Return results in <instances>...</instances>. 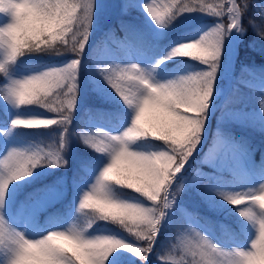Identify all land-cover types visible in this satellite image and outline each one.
<instances>
[{"label": "snow or ice", "instance_id": "snow-or-ice-1", "mask_svg": "<svg viewBox=\"0 0 264 264\" xmlns=\"http://www.w3.org/2000/svg\"><path fill=\"white\" fill-rule=\"evenodd\" d=\"M131 6H134V0H128L125 11ZM249 6L247 0L243 3L239 0H144L145 13L158 27L166 26L185 12L198 10L217 17V23L199 38L179 43L157 61L159 64L183 56L198 60L206 68L158 81L135 63L97 65L124 104L134 109L135 124L132 117L130 124L118 134L101 129L94 134L83 130L79 133L83 143L110 157V162L80 199L81 223L73 222L67 229H53L37 239H29L0 213V248L9 253L5 264H105L109 255L119 248L132 252L141 261L148 260L156 246L161 221L185 188L184 183L179 182L187 171L185 165L203 138L206 109L220 66L224 38L232 32L243 34L246 31L243 20ZM94 7L95 0H0V12L11 15V21L0 26V48L5 51L4 59L0 60V74L6 75V65L28 52H71L74 55L66 65L0 85V95L12 100L17 107L37 104L54 113L50 118L15 117L11 121L12 128L62 126L52 143L37 144L30 149L12 148L0 158V208L5 207L12 182L30 176L33 169L42 164L59 167L67 163L63 153L77 103L78 70L91 35ZM255 20L254 14L249 16L248 25L264 39V24L256 25ZM121 28L126 37L134 36L131 26L123 21ZM179 46H193L190 50L198 55L174 54ZM202 77L210 86V92L205 93L206 107L201 103L197 83ZM245 82L242 77L241 83ZM259 108L264 113V94L260 97ZM41 121L49 123H33ZM131 127L144 134L127 135L126 130ZM148 137L162 141L158 151L144 152L130 147L137 140ZM215 162L214 145L203 163L214 167ZM203 181L207 183L202 195L209 200L210 206H215L211 174L197 169L190 182L200 185ZM49 191L43 189L33 193L22 207L38 211L47 203ZM217 195L233 206H240L239 214L252 222L256 234L250 246L247 249L220 248L193 227L197 218L182 210L186 219L176 229L175 242L159 256L163 264H264V183L255 190L217 192ZM94 202L107 205L111 215L100 218L96 209L90 206ZM96 220L114 224L132 239L129 241L116 235L86 236L85 231ZM220 227L229 231L225 224ZM102 244L105 246L100 250ZM116 261L117 256H113L109 264H116Z\"/></svg>", "mask_w": 264, "mask_h": 264}, {"label": "trees", "instance_id": "trees-1", "mask_svg": "<svg viewBox=\"0 0 264 264\" xmlns=\"http://www.w3.org/2000/svg\"><path fill=\"white\" fill-rule=\"evenodd\" d=\"M116 9H100L97 15V21H94L95 30L91 29L90 40L84 49L78 70V92L81 77V70L88 79V85L91 94L100 96L99 100L93 99L90 103H82L79 106L76 103V112L73 114L71 124L67 133L66 151L63 158L67 163L63 166L52 167L42 164L33 169L32 174L19 181L12 182L8 191V201L5 202V212L9 224L13 227L19 224L24 227L26 233L31 236H39L47 228L69 227L73 222L81 223L83 214L80 211L69 213L73 208L74 197L78 193L80 184L84 183L91 171L101 161L105 159V153L96 152L91 147L82 142L79 133L83 130L86 133L94 134L97 129L111 133L110 129H115L119 123L128 118L130 108L124 104L117 93L104 81L103 75L95 67L94 59L100 54V47L110 39L119 38L125 42L130 49H134L138 54L145 55L150 59L160 60L175 47L179 39L187 36L197 37L202 32L203 27H212L217 23V17L206 14L202 11L185 12L175 17L170 23L164 26V32L158 36L153 33L148 26L144 10L136 5L128 7L125 11L128 0H115ZM243 3L245 0H239ZM250 4L249 11L246 14L243 23L246 31L240 42H238L236 58L231 71V81L226 87L225 92L215 101V106L211 114H207L205 124V135L198 146V151L190 159V166L186 168L185 178L180 179L185 188L176 198V203L169 210V218L163 221L160 234L156 240V246L149 255L147 261H141L137 256L134 260L143 264H163L159 256L168 251L171 244L175 242L178 235L176 229L182 225L186 219L182 210L192 213L205 228L210 229L215 237L222 242L228 241V238L244 242L245 236L241 220L236 214L228 210L234 207L228 203L217 192H224L217 185L218 182L225 179L235 180L234 175L228 167H223L224 159L228 158V147L224 139L235 141L237 148L241 152H250L252 154V169L255 173L264 172V125L259 129V124L263 120L258 118L256 111L260 110L259 100L264 90L259 86L252 85L253 82H264V39L257 36L254 29L248 25V17L255 15L256 25L264 24V0H247ZM121 21L131 26L134 36L126 37L121 28ZM227 44L224 38L221 56L219 58V68L216 73L214 84L221 86L226 83L227 77L221 76L226 72V55L224 45ZM115 48L118 55L122 54L114 43L110 44ZM68 58H74L71 52H28L25 55L17 57L13 64L20 68H42L53 62L65 61ZM206 65L188 57L176 56L165 60L160 68L152 71L154 80L162 81L172 70L191 69L193 73L202 71ZM242 77L246 80L241 83ZM4 80V78H3ZM0 74V85H2ZM78 100V96H77ZM21 108L31 109L39 113L54 115V113L37 105L20 106ZM8 111L0 105V125L8 122ZM90 122H96L103 127H90ZM10 133L15 140L22 141V145L30 149L37 144H49L59 135L62 130L61 125L27 128H13ZM219 134V135H218ZM152 147L153 144H162L155 138H142ZM216 146L215 166L203 163L204 154ZM1 148V142H0ZM211 174L214 191L212 199L215 206H210L209 200L205 195L206 181L200 185L191 184V177L195 176L196 170ZM176 183V182H175ZM174 183V184H175ZM113 188L117 186L112 185ZM49 189L46 197L47 203L40 207L38 211H32L22 207L29 202L33 193L39 190ZM247 191L245 187H238L232 192ZM225 224L229 231L225 232L220 227ZM114 227V224L104 220L96 222L87 230H98L101 227ZM118 229V228H117ZM86 230V231H87ZM120 230V229H119ZM122 231V230H121ZM125 233V232H124ZM127 234V233H126ZM2 248H0V253Z\"/></svg>", "mask_w": 264, "mask_h": 264}, {"label": "rangeland", "instance_id": "rangeland-1", "mask_svg": "<svg viewBox=\"0 0 264 264\" xmlns=\"http://www.w3.org/2000/svg\"><path fill=\"white\" fill-rule=\"evenodd\" d=\"M135 2H136V5L139 6L140 9L142 10L143 9L142 4L144 3V0H136ZM115 5H116L115 0H95L94 14H93V19H92V29L93 30H95L94 24L96 22L94 23V21H97L96 17L99 14V10L100 9H105V10L112 9L114 11L116 9ZM144 14L146 16L147 24L149 27L152 28L153 33H155L158 36L162 35L165 27L164 26L158 27L151 20V18L145 13V11H144ZM10 21H11V15L9 12H0V26H4L5 24L9 23ZM208 29H209L208 27H203L202 32L200 34H198L197 37L187 36L184 39L177 40L175 43L176 44L175 47L179 43H182L186 40H192V39L199 38V36L202 33L206 32ZM230 36H231V34L228 35V40L226 39L227 44L224 45V52L227 54L230 53V49L232 46V44L230 43ZM238 36L240 37V36H242V34L238 33ZM113 40L114 39L111 40V43H114L115 46H118L121 50H123L122 54L118 55L117 51L113 47H111L109 45V43L106 42L100 47V51H101L100 55L95 60L96 67H97V65H101V66L107 65V64L125 65V64L135 63V64L141 66V68L148 71L150 74L152 73V71H155V69L161 67L162 63L158 64L157 63L158 59L154 60V59L148 58L145 55L143 56V55L138 54L134 49L128 48L127 45L124 44L123 42H121L120 39L114 40V41ZM4 56H5V51L3 48H0V60H3ZM71 60H72L71 58H68V60H65V61L61 60L58 62H53L51 64H47V66H44L42 68L37 67L34 69H28V68L22 69L18 65L13 64V62H10L6 65V75L1 74L2 80L4 78V80L2 81V85L9 83L12 79H21V78H24V77L29 76L31 74L39 73V72H42L44 70H47V69H50L53 67H59L62 65H66ZM82 70L80 73L81 77H80L78 100H77V104L79 106H81L82 103H90V102H92L93 99L99 100L101 98L100 96H95V95L91 94L92 92H91V89L88 85V79L85 78V76H84L85 73ZM228 72H229V74L228 73L225 75H224V73L221 74V76H223L224 78L227 77L226 84L230 83L231 78H232L230 75V71H228ZM189 73H193V71L191 69H188V70L187 69L172 70L168 75H166V77H164L161 80L166 81V80H170V79H175L178 76L187 75ZM151 77H152V74H151ZM152 79H153V77H152ZM251 84L259 86L262 90H264V82H253ZM224 86L225 85L216 86V84H214L213 93H212V95L210 97V101H209V106L206 109L207 114L210 113L212 111V109L214 108L215 101L217 100V98L221 97V95L224 91V88H223ZM0 105L5 110H7L9 115H10V118H9L10 124H7V126H2V127L0 126V138L5 143L3 148L0 149V158H2L12 148L27 149V146L22 145V141H20V140L17 141L15 139H13L12 136H11L12 137L11 138L10 135H6L5 134L6 131L3 130L5 128H7L8 126H10V128H11V121L13 118H15V117H42V118L52 117L50 113L49 114L47 113V115H45V114H42L39 112L32 111L30 109L26 110L25 108H21L20 106L17 107L13 103L12 100L5 99L2 95H0ZM75 112H76V107L72 113V116ZM128 114H129L128 118L121 121L119 123L118 127H115V129H110L112 134L121 133L124 130V128H126L130 124L131 119L134 115V109L130 108V111ZM256 115L258 118L262 119L264 122V113H262L260 110H257ZM72 116H71V119L73 118ZM263 125L264 124H259V127H260L259 129H261V127ZM89 126L90 127H93V126L97 127V126H100V124L93 122V123H90ZM100 127H102V126H100ZM204 133H205V131H204ZM226 142H227V145L229 147L230 154L228 156L227 161H225L224 167L228 166V168L231 170V172H233L232 174L234 175L235 180L225 179L224 181L218 182L217 185L224 192L236 190L239 186L247 188V191L257 189L261 183H264V173L261 175L254 173V171L252 169V162H251L252 161V154L250 152L239 151L237 149L235 143L230 141V140H227ZM153 145L154 146L152 147L149 143H147L143 139H140V140H137L132 145H130V147H132L134 150H138V151L152 152V151H158L162 144H159V145L153 144ZM203 154L205 157L206 154L205 153H203ZM109 162H110V157L107 153H105V159L103 161H101L98 165H96L95 168L89 174V176L86 178L85 182L80 184V187L77 191L78 193L75 195L74 200H73L74 206L70 210L69 213H75L78 210L79 202H80V199H81L83 193L90 189L91 185L93 183H95L96 177L99 175L101 169L104 166H106L107 163H109ZM189 166H190V161L185 165V169ZM178 175H181V174H178ZM182 178H185L184 174L181 175V179ZM174 183H175V181H174ZM9 188H10V186H9ZM8 198H9V196H7L6 202L8 201ZM239 207L240 206H235L234 208L230 209L229 211H232L233 213H235L236 216L239 217L241 220V225L243 227L244 235L246 238L244 242L238 243V242H235L234 240H229L227 244H224V243L220 242L218 239H215L213 233L209 229H207V228L205 229L199 221L194 223V227L197 228V230L201 231L204 235L209 237L220 248H224V249H228V250H231L233 248L247 249L250 246V241L254 238V236L256 234V229L253 226L252 222H250L247 218L242 217L239 214V211H238ZM0 213H3L4 215L6 214L5 213V207L0 208ZM167 213H168L167 216L164 218L165 221H167V219L169 218L168 216L171 213V211L168 209ZM162 221H161V223H162ZM14 227L16 230L23 232L24 235L29 239H37L43 235H46L48 231H51L54 229V228H47L44 231V233H41V235L31 236L29 233H26L24 227H21L19 224L14 225ZM55 229H67V227H64V226L55 227ZM85 235L86 236L116 235V236L122 237L123 239L129 240V241L132 239L128 234L124 233L123 231H121L117 228L111 227V226L101 227L96 231L87 230V231H85ZM8 256H9V253L7 252V250L2 248V252L0 253V264H5V261L8 259ZM113 256H117L116 264H143V263H141V261H140V263H137V261L134 260L136 255H134L132 252H130L126 249H123V248L116 249L113 253H111L109 255V257L106 259L105 264H109V261H111Z\"/></svg>", "mask_w": 264, "mask_h": 264}, {"label": "clouds", "instance_id": "clouds-1", "mask_svg": "<svg viewBox=\"0 0 264 264\" xmlns=\"http://www.w3.org/2000/svg\"><path fill=\"white\" fill-rule=\"evenodd\" d=\"M192 47L193 46H179L174 54L197 56L198 55L197 52L190 50ZM197 83L199 86V95L201 98V103L204 104V106L206 107L207 106V96L205 95V93L210 92L209 81L206 78L202 77ZM135 120L136 118L133 117L134 124H135ZM33 123H49V122L41 121V122H33ZM126 134L127 135H142L144 133L135 127H131L126 130ZM90 206L96 209V211L99 213L100 218H107L111 215V213L108 210V206L105 205L103 202H94ZM104 246H105L104 244L100 245L99 246L100 250H102Z\"/></svg>", "mask_w": 264, "mask_h": 264}, {"label": "water", "instance_id": "water-1", "mask_svg": "<svg viewBox=\"0 0 264 264\" xmlns=\"http://www.w3.org/2000/svg\"><path fill=\"white\" fill-rule=\"evenodd\" d=\"M237 40H234L233 41V48L230 52V57L228 58L229 61L233 60V58L235 57V54H236V48H237V44H236Z\"/></svg>", "mask_w": 264, "mask_h": 264}, {"label": "bare ground", "instance_id": "bare-ground-1", "mask_svg": "<svg viewBox=\"0 0 264 264\" xmlns=\"http://www.w3.org/2000/svg\"><path fill=\"white\" fill-rule=\"evenodd\" d=\"M235 33V34H234ZM232 34H234L233 35V37L235 38L236 37V35H237V32H232Z\"/></svg>", "mask_w": 264, "mask_h": 264}]
</instances>
